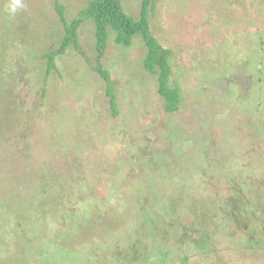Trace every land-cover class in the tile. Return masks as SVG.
<instances>
[{
    "label": "rangeland",
    "instance_id": "1",
    "mask_svg": "<svg viewBox=\"0 0 264 264\" xmlns=\"http://www.w3.org/2000/svg\"><path fill=\"white\" fill-rule=\"evenodd\" d=\"M54 1L10 17L0 0V264H264V0L153 2L181 98L171 114L140 35L124 46L108 29L110 81L92 69L88 20L89 61L69 46L43 83ZM58 1L70 19L88 0ZM119 1L140 16L142 0Z\"/></svg>",
    "mask_w": 264,
    "mask_h": 264
},
{
    "label": "trees",
    "instance_id": "2",
    "mask_svg": "<svg viewBox=\"0 0 264 264\" xmlns=\"http://www.w3.org/2000/svg\"><path fill=\"white\" fill-rule=\"evenodd\" d=\"M155 1L156 0H153L150 6L149 0H142V5L139 14L140 16H138V18L135 19L124 12L119 0H88L86 2V5L83 8H81L79 11H77L72 18L65 19V15H64L65 6L62 3H60L58 0H55L54 8L57 11L60 20L62 22V33L60 35V40H59L60 44L58 49L48 50V51L45 50L41 53V59L46 64L44 79L42 80V82L44 83L47 80L50 72L56 69V65H55L56 55L64 52L69 46H73L74 49L79 54L83 55L87 59V61H89V56L86 57L85 48L81 44V41L79 40V29L82 27L83 24L86 23L85 21L88 20L91 21L94 25L92 30L94 31V39H95V44L93 45L95 50V54L93 53V55L95 58L93 61L94 64L92 69L94 71L99 72L101 77L106 79L107 82L110 81L109 72L106 69H104L105 67L100 63V60L106 57L105 54L107 49L106 40H107L108 29L112 30L114 33L113 40L117 44H122L124 46H128L130 44L133 36L140 35L144 43L146 44V48H147L145 58L143 59V68L147 72L156 75V79L158 81V93L163 98V109L165 112H167V114H171L178 111L181 102V98L179 96V90L177 88L171 87L168 84L169 75H170V63H169L170 50L164 47L163 45H161V43L155 39V37L152 35L150 31V27L148 23L149 20L148 15L150 9L152 10L154 8L153 2ZM106 95L110 99L112 114L116 115L117 114L116 96L113 93L112 89H110L108 86L106 89ZM164 127L169 128L168 125H165ZM192 132L193 131H191V133ZM164 151L165 152L167 151L166 153L168 154L169 150L165 148ZM185 152H188V148H185ZM160 157L164 159L163 162L164 164H169V166L170 164H172L169 161L168 156L166 158L162 156ZM183 158L184 157H182L180 160H182ZM232 159L235 160L237 158L234 157ZM180 160H177L176 163H181L179 162ZM172 162L174 163V161ZM154 163H157V159H155ZM182 166L183 165L181 163V167ZM135 175L138 174L135 173ZM189 200H192L194 202L192 204L193 206L194 205L199 206L198 204H196L197 202H195L193 199L186 198V201L188 203L187 205L191 204V202L189 203ZM180 204H182V201H180ZM194 223L196 224L197 227L196 232L200 228L202 229L203 225L201 221L198 219V215L195 217ZM203 234H205L204 242L197 243V246L201 249L203 248L208 251H211L210 249H208L207 246L209 245L210 237L208 236L207 233H205V230ZM212 251L215 252L214 249ZM160 264H164V261H162Z\"/></svg>",
    "mask_w": 264,
    "mask_h": 264
},
{
    "label": "clouds",
    "instance_id": "3",
    "mask_svg": "<svg viewBox=\"0 0 264 264\" xmlns=\"http://www.w3.org/2000/svg\"><path fill=\"white\" fill-rule=\"evenodd\" d=\"M26 8L25 0H7L6 11L10 17H15L19 11L26 10Z\"/></svg>",
    "mask_w": 264,
    "mask_h": 264
}]
</instances>
